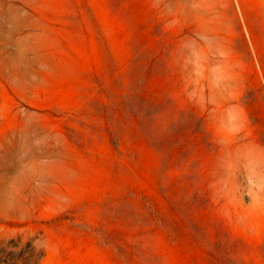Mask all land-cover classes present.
<instances>
[{
    "label": "rangeland",
    "instance_id": "obj_1",
    "mask_svg": "<svg viewBox=\"0 0 264 264\" xmlns=\"http://www.w3.org/2000/svg\"><path fill=\"white\" fill-rule=\"evenodd\" d=\"M0 264H264V0H0Z\"/></svg>",
    "mask_w": 264,
    "mask_h": 264
}]
</instances>
